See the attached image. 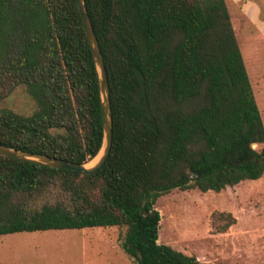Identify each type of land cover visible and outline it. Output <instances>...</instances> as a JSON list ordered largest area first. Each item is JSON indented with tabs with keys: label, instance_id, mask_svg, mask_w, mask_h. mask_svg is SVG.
I'll return each mask as SVG.
<instances>
[{
	"label": "trees",
	"instance_id": "16d2710c",
	"mask_svg": "<svg viewBox=\"0 0 264 264\" xmlns=\"http://www.w3.org/2000/svg\"><path fill=\"white\" fill-rule=\"evenodd\" d=\"M108 81L112 140L91 173L0 154V235L124 227L135 264H198L158 242L156 199L264 174V124L226 0H84ZM0 143L87 163L103 139L96 66L76 0H0ZM230 212L212 213L225 231Z\"/></svg>",
	"mask_w": 264,
	"mask_h": 264
},
{
	"label": "rangeland",
	"instance_id": "374dc122",
	"mask_svg": "<svg viewBox=\"0 0 264 264\" xmlns=\"http://www.w3.org/2000/svg\"><path fill=\"white\" fill-rule=\"evenodd\" d=\"M229 1L231 20L264 124V38L249 34ZM0 107L26 115L36 104L25 85L19 84L0 101ZM263 145L253 144L256 148ZM154 207L160 214L158 242L194 255L198 264H264V174L220 191L173 189L159 196ZM217 211L235 217V222L222 232L211 225L212 213ZM124 229L114 225L3 234L0 264H135L119 244Z\"/></svg>",
	"mask_w": 264,
	"mask_h": 264
},
{
	"label": "water",
	"instance_id": "95a60500",
	"mask_svg": "<svg viewBox=\"0 0 264 264\" xmlns=\"http://www.w3.org/2000/svg\"><path fill=\"white\" fill-rule=\"evenodd\" d=\"M76 2L81 16L83 28L86 33L87 41L89 43L93 60L96 66L98 82H99V91L101 97L103 139H102L101 148L94 157L96 158L98 156L97 160L92 165H87L89 161L87 163H75L63 158H59L47 154H41V153H35V152H29V151L17 149L2 143H0V154L4 156L14 157L22 160H27V161L47 165V166L69 168L74 170H81L86 173H91L97 170L98 168H100L104 164L109 154L111 140H112V124H111V114H110V106H109V98H108V81L106 77L103 58L99 49L97 38L93 31V27L91 25V21L89 19L87 10L85 8L84 0H76Z\"/></svg>",
	"mask_w": 264,
	"mask_h": 264
},
{
	"label": "crops",
	"instance_id": "0c3cea01",
	"mask_svg": "<svg viewBox=\"0 0 264 264\" xmlns=\"http://www.w3.org/2000/svg\"><path fill=\"white\" fill-rule=\"evenodd\" d=\"M236 9L238 10L239 18L241 19L240 22L242 26L245 27L246 30H249L250 33H256L258 36H263L264 38V0H247V2L237 3L236 1L230 0ZM226 4L230 13L231 19V11H230V4H228V0H226ZM236 10V11H237ZM262 11V12H261ZM232 23V20H231ZM236 40L239 45L237 39L236 29L232 23ZM240 47V45H239ZM241 49V48H240ZM242 53V50H241ZM243 56V53H242Z\"/></svg>",
	"mask_w": 264,
	"mask_h": 264
}]
</instances>
